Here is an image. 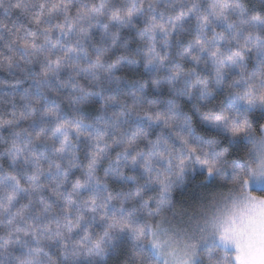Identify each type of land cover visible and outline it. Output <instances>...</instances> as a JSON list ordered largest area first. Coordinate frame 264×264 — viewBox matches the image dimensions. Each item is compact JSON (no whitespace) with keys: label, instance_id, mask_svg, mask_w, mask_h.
<instances>
[{"label":"clouds","instance_id":"1","mask_svg":"<svg viewBox=\"0 0 264 264\" xmlns=\"http://www.w3.org/2000/svg\"><path fill=\"white\" fill-rule=\"evenodd\" d=\"M264 202V0H0V264H240Z\"/></svg>","mask_w":264,"mask_h":264},{"label":"snow or ice","instance_id":"2","mask_svg":"<svg viewBox=\"0 0 264 264\" xmlns=\"http://www.w3.org/2000/svg\"><path fill=\"white\" fill-rule=\"evenodd\" d=\"M232 242L237 248L240 264H264V202L253 203L239 218H233Z\"/></svg>","mask_w":264,"mask_h":264}]
</instances>
